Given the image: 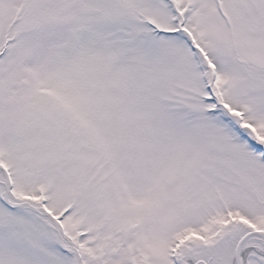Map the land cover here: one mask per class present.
I'll return each mask as SVG.
<instances>
[{
    "label": "snow or ice",
    "instance_id": "obj_1",
    "mask_svg": "<svg viewBox=\"0 0 264 264\" xmlns=\"http://www.w3.org/2000/svg\"><path fill=\"white\" fill-rule=\"evenodd\" d=\"M0 264H264V0H0Z\"/></svg>",
    "mask_w": 264,
    "mask_h": 264
}]
</instances>
